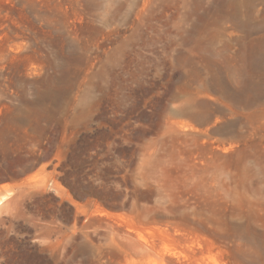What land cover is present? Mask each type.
I'll return each instance as SVG.
<instances>
[{
	"label": "rangeland",
	"instance_id": "rangeland-1",
	"mask_svg": "<svg viewBox=\"0 0 264 264\" xmlns=\"http://www.w3.org/2000/svg\"><path fill=\"white\" fill-rule=\"evenodd\" d=\"M5 187L0 264H264V0H0Z\"/></svg>",
	"mask_w": 264,
	"mask_h": 264
},
{
	"label": "bare ground",
	"instance_id": "bare-ground-1",
	"mask_svg": "<svg viewBox=\"0 0 264 264\" xmlns=\"http://www.w3.org/2000/svg\"><path fill=\"white\" fill-rule=\"evenodd\" d=\"M56 188V190L57 191H61V189H60V187L57 185V186H55ZM4 190L5 191H1L0 192V209H3V207H7V204L8 205H10L9 203H11V195H12V193H13V190H12V188H7V187H5L4 188ZM60 193V192H59ZM14 202V201H13ZM12 202V203H13ZM14 204V203H13ZM12 205V204H11ZM10 207V206H9ZM8 208V207H7ZM94 215H100V216H106V217H108L109 219H115V218H118V217H120L121 218V215L119 216L118 214H114V213H111L110 211H106V209H102V208H97V209H95V212H94ZM122 220V219H121ZM116 221H118V220H116ZM124 221V220H123ZM114 222H115V220H114ZM116 223H119V222H116ZM114 224V223H113ZM120 224V223H119ZM130 224V223H129ZM115 227V226H114ZM129 230H131V231H136L134 228H133V224L131 223V227L129 226ZM168 231H169V228H168ZM137 232V231H136ZM140 236V235H139ZM142 238V237H141ZM200 239V238H199ZM198 239V240H199ZM200 241V240H199ZM200 243H201V241H200Z\"/></svg>",
	"mask_w": 264,
	"mask_h": 264
},
{
	"label": "water",
	"instance_id": "water-1",
	"mask_svg": "<svg viewBox=\"0 0 264 264\" xmlns=\"http://www.w3.org/2000/svg\"><path fill=\"white\" fill-rule=\"evenodd\" d=\"M107 223H110V221L105 217H93L91 218L86 224L82 225V229L88 230V229H94L96 227L105 229L107 228Z\"/></svg>",
	"mask_w": 264,
	"mask_h": 264
}]
</instances>
